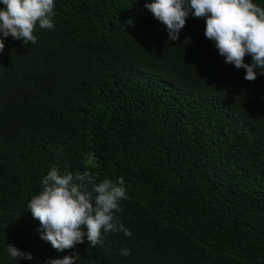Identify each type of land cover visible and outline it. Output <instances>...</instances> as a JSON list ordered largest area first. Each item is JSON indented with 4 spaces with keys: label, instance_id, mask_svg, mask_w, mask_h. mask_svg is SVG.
Returning <instances> with one entry per match:
<instances>
[{
    "label": "trees",
    "instance_id": "obj_1",
    "mask_svg": "<svg viewBox=\"0 0 264 264\" xmlns=\"http://www.w3.org/2000/svg\"><path fill=\"white\" fill-rule=\"evenodd\" d=\"M54 3V30L9 36L0 56V264H264V75L226 64L203 18L170 41L145 0ZM66 162L124 178L131 238L41 239L28 199Z\"/></svg>",
    "mask_w": 264,
    "mask_h": 264
},
{
    "label": "clouds",
    "instance_id": "obj_2",
    "mask_svg": "<svg viewBox=\"0 0 264 264\" xmlns=\"http://www.w3.org/2000/svg\"><path fill=\"white\" fill-rule=\"evenodd\" d=\"M0 4V56L9 36L34 45L37 27L55 28L54 0H0ZM144 6L165 26L170 41L179 40L190 16L203 18L204 35L214 42L226 64L245 69L244 79L249 82L255 81L258 73L264 75V6L254 0H145ZM246 56L251 57V63L245 61ZM40 184L27 208L40 222L41 239L57 252L75 249L85 241L92 248L103 247L109 233L132 237L118 216L124 212L122 202L130 199L123 177L97 182L87 168L73 171L66 162L63 169L53 164ZM6 250L14 260L33 258L12 244H7ZM120 254L128 256L131 250L124 247ZM80 259V253L74 252L50 258L48 264H78Z\"/></svg>",
    "mask_w": 264,
    "mask_h": 264
}]
</instances>
